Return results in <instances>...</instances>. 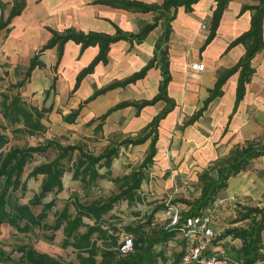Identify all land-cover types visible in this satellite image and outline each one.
Wrapping results in <instances>:
<instances>
[{
    "label": "crops",
    "instance_id": "obj_1",
    "mask_svg": "<svg viewBox=\"0 0 264 264\" xmlns=\"http://www.w3.org/2000/svg\"><path fill=\"white\" fill-rule=\"evenodd\" d=\"M13 1L0 0L3 16H7ZM104 1L107 0H26L24 10L11 19L10 31L0 38V55L11 64L19 63L27 67L30 58L50 39L52 34L49 29L57 32L73 29L76 32H99L113 36L117 30L125 34H136L145 25L154 23L155 26L140 42L119 39L111 43L106 62L95 64L93 70L83 76L75 90L73 88L78 74L99 53L98 44L82 48L81 43L68 40L63 44L58 64L56 47L43 51L40 59L44 67L32 70L26 91L45 90L46 107L51 106L47 119L54 114L62 120L63 115L82 105L74 123L62 121L68 127L75 123L84 127L88 121L96 119L120 102L149 100L158 93L162 73L159 61L156 60L143 77L125 86L107 90L87 101L96 91L144 68L156 53V45L163 37L166 24L169 25L166 51L170 80L166 95L174 106L159 120L154 162L160 177L157 179L155 175V179L149 181L153 190H161L162 183H165L163 193L159 196L158 202L161 203L168 196L167 190L173 182L169 178V172L173 169H166L170 164L174 165L173 171L177 178L180 176L183 179L184 172H188L191 178H196L195 169L206 166L207 169L216 160L227 157L236 146L256 139L254 137L258 133H264V47L252 59L254 72L237 103L238 72L230 74L222 83L220 93L211 97L220 74L234 66L245 53L242 43L232 44L250 27L253 11L247 9L241 12V8L256 5L258 0H229L213 33L211 23L215 0H196L190 4L189 10L182 4L170 7L169 10L157 8L145 12L132 11ZM125 1H138L157 7L164 0ZM169 16L172 18L168 21ZM202 24L206 27L202 28ZM262 34L264 41V16ZM161 46L164 48V44ZM26 51L28 60L24 64L20 58ZM192 62L202 63L204 69L191 70L189 65ZM61 86L63 96L59 92ZM59 103L68 104L61 113L56 110ZM165 106L162 99L139 110L128 105L111 112L99 131L94 130L97 122L86 126L92 137L97 138L96 140L107 139L109 144L115 136L120 139L139 134ZM200 109L201 113L196 116ZM149 143L148 139L134 147L146 154ZM111 171L114 176H118L131 170L115 173L112 162ZM263 172L264 156L252 159L245 170L229 178L227 187L218 196L229 197L231 201L235 200V196L241 197L249 193L254 184L257 190V184L263 182ZM38 176L41 179L43 177ZM147 180L142 182V190L146 189ZM161 180L165 182H160ZM98 184L114 191L111 181L100 180ZM122 203L128 207L126 202ZM133 217L130 221L138 220H133ZM165 221L164 217L159 224H165ZM179 241V238L174 237L167 242L163 257L157 264L176 263L180 255ZM256 264H264V260Z\"/></svg>",
    "mask_w": 264,
    "mask_h": 264
},
{
    "label": "trees",
    "instance_id": "obj_2",
    "mask_svg": "<svg viewBox=\"0 0 264 264\" xmlns=\"http://www.w3.org/2000/svg\"><path fill=\"white\" fill-rule=\"evenodd\" d=\"M195 1L164 0L157 7L138 1L107 0L104 2L132 11L145 12L157 8L169 10L170 7L175 8L182 4L189 10L190 4ZM228 2L229 0H215L211 23L212 33ZM25 5L26 0H14L7 16H3L0 13V38H2L3 32L7 33L10 31L11 19L19 15L24 10ZM247 9L253 11L250 27L232 43H242L246 49L245 53L234 66L220 74L211 97L220 93L222 83L230 74L238 72L237 103L243 96L245 86L252 77L254 72L252 59L264 47L262 34L264 0H258L256 5L243 6L241 12ZM171 18L172 16H169L167 20L169 21ZM154 26V23L145 25L136 34H125L117 30L113 36L99 32H76L73 29H66L63 32L49 29L52 34L50 39L30 58L23 78L16 82L13 87L24 86L32 70L44 67V63L40 59L44 50L56 47V64H58L63 44L66 41L73 40L81 43L82 48L98 44L99 53L78 74L73 88L75 90L83 76L90 73L95 64L100 61L106 62V54L111 43L119 39L140 42ZM169 32V25L166 24L163 37L156 45V53L144 68L123 80L110 83L87 99V101L92 100L98 94L107 90L134 82L138 78L143 77L146 71L154 66V62L158 60L162 80L159 91L153 98L137 102H120L96 119H91L86 123L89 126L97 122L94 127L97 132L102 128L104 120L111 112L128 105H133L139 110L162 99L166 106L139 134L123 137L115 142L110 141L98 153H93L80 144L62 145L53 139H49L44 144L23 147L14 146L10 147L6 152H0V225H11L20 232L33 233L36 227L42 231H50L51 234L43 235V238L47 240L53 239L54 232L61 228L63 234L61 245L63 247L71 246L76 258L75 262L66 263L47 252L38 251L33 247H24L20 248L19 257L14 259L0 247V264H157L158 260L163 257L164 246L178 234L177 226L166 227L167 221L161 225L159 221H156L155 215L157 211L161 210L162 212L164 204L159 203L148 215H144L140 219L130 221L127 224H123V219L117 213L112 212V210L115 205L121 202H126L128 206L136 204L146 205L153 202L156 204L155 201L148 200V194L141 189V184L148 178V169L151 168L154 162L159 120L174 106L166 95V87L170 80L166 51ZM161 44H164V48H162ZM1 79L2 74L0 73ZM81 106L63 115L62 120L67 123H74L79 115ZM202 109L196 113V116L201 113ZM50 111L51 106L38 107L37 105L29 104L20 94H5L0 100V149L8 144L10 140L8 134L13 138H17L23 135L36 136L46 133L47 125L44 121ZM148 139L150 140L149 147L141 163L126 174L114 176L111 171V165L113 160L118 157L120 149L142 144ZM49 149L56 151L55 157L33 166L27 173L26 178L22 180L25 166L34 160L36 154L45 155ZM260 156H264V137L262 139L248 140L243 145H238L231 150L227 157L213 162L211 166L198 174V184L200 185L198 196L192 200H178L187 206V209L182 210V216L197 215L201 210L211 205L217 195L225 190L229 178L245 170L252 159ZM67 171H71L72 180L78 181L80 184L79 188L86 192L95 187L97 188L100 180L111 181L114 184V191L108 196L96 197L88 203L81 202L77 194L76 196H70L61 210L53 211V222L47 223L46 218L55 206V195L63 190L62 177ZM211 171L215 173V176L210 174ZM38 175L43 176L39 191L34 193L26 203H20L16 193L21 192L23 194L26 191L27 179ZM51 194L54 197L49 201H42L47 195ZM38 205L41 206V210L36 214L33 212L32 207ZM70 206L73 207V211H70ZM244 209H247L248 212L244 213V211H241L236 221L249 220L251 225L247 229L243 227L227 228L219 237L215 236L214 238L221 240L229 236L232 239H239L241 245L238 248L232 247L234 257L225 249L224 251L240 264H256L264 260V245L262 241L264 208L246 207ZM133 214L134 217L139 216V213ZM124 234L131 236L132 251L126 255H120L118 252L121 241L120 236ZM214 238L212 245H214Z\"/></svg>",
    "mask_w": 264,
    "mask_h": 264
},
{
    "label": "rangeland",
    "instance_id": "obj_3",
    "mask_svg": "<svg viewBox=\"0 0 264 264\" xmlns=\"http://www.w3.org/2000/svg\"><path fill=\"white\" fill-rule=\"evenodd\" d=\"M3 12V9L0 8V13ZM4 14V13H3ZM4 34V32L2 33ZM27 53L23 52L21 54L20 61L24 64L28 60ZM0 73L2 74V79L0 80V100L4 97L5 94L13 95V94H20V96L29 104L37 105L38 107L46 106L47 103L45 102L46 98H44L45 90L40 91H26V85L16 88L13 85L21 80L24 75V71L26 66L21 64H11L8 60H4L3 57L0 55ZM60 95L63 96V88L62 86L59 89ZM62 106V107H60ZM68 107V104L59 103L56 105L57 112L61 113L65 108ZM47 125L46 133L42 135L36 136H21L17 138H13L10 134V140L7 145H5L0 152H6L10 147L18 146L23 147L27 145H37V144H44L49 139H53L62 145L68 144H80L85 149L93 152L98 153L103 148L104 145L108 144L109 140L101 138L96 140L91 136L89 128L85 125L84 127L78 126V124L70 125L69 127L64 124L61 118L57 115L52 114L50 118L44 121ZM98 135V134H97ZM96 135V137H98ZM264 133H258L254 138L262 139ZM117 140V136L113 137L110 141L115 142ZM107 141V142H106ZM166 147V146H165ZM143 151L138 149L134 146H128L126 148H121L119 155L117 158L113 160L114 162V172L115 173H123L126 171H130L136 168L142 161L144 157ZM56 155V151L54 149H49L45 155H35L34 160L31 163H28L22 174V180L26 178L27 173L31 170V168L41 162L48 161L54 158ZM69 165V163H67ZM156 163L153 162L151 165V169L155 173L157 179H159V173L157 172V168L155 167ZM207 167V166H206ZM206 167H201L200 169H195L196 178H191L188 175V172H184L182 174L184 177L183 179L175 178V181L172 182V186L167 190L172 197V201L178 202L185 207L183 209H187V206L179 202V199H189L192 200L198 196L200 191V185L198 184V174L206 169ZM167 170L173 169L174 165L170 164L169 167L166 168ZM264 173V172H263ZM71 171H67L64 173L62 177L63 182V190L60 191L55 195V206L53 210L49 213L48 217L46 218L47 223H52L54 220L53 211L54 210H61L65 204V201L70 196H76L78 199L83 203H88L92 199L99 197V196H108L113 190H109L106 186H98L97 188H93L86 192L82 190L78 181L71 179ZM212 176H215L213 171L210 172ZM250 175V173H249ZM264 177V176H263ZM155 178L151 179L154 180ZM264 178H262V184H257L258 189L256 190V184L253 185V188L250 189V192L244 196L238 197L235 196V200H229L223 207L219 208L218 214L213 222V232L216 237H219L223 233V231L227 228L232 227H243L247 229L250 224L249 220H239L236 221L239 217L241 211L247 213L246 207L253 208H264ZM41 182V176L31 177L26 181V191L21 194V192H17L16 195L19 197L20 203H26L34 193L39 191V186ZM160 182H165V180H161ZM158 184V182H157ZM165 183H162V186ZM161 186V190H157L154 188V196H150L148 198L149 201H155L152 204L146 205H139V206H128L126 207L125 204L118 203L114 207V212L123 219V224L129 223L130 219L134 216L133 213H139L142 217L144 215H148L156 206L159 204V196L162 195L164 186ZM176 189V190H175ZM222 192V191H221ZM220 192V194H221ZM165 195V194H164ZM224 195V194H223ZM222 196V195H221ZM52 197L53 194L47 195L42 201L47 202ZM155 197V198H151ZM167 197V196H166ZM70 211H73V207L70 206ZM32 210L34 213H38L41 210V206H33ZM161 214V216H159ZM156 221L162 222L164 219V213L157 211ZM236 221V222H235ZM51 234L50 231H42L39 228H35L34 232H20L16 228L8 224L0 225V247L6 252L11 255L12 258L16 259L20 255V248L24 247H33L38 251H47L54 257L60 259L63 262H75V252L73 251L71 246L63 247L61 245L63 240V234L61 228L54 232V237L51 240H47L43 238V235ZM122 235L120 236V239ZM221 241V242H219ZM262 241L264 245V231L262 232ZM241 242L239 239H232L231 237H226L221 240H216L214 238V245L213 249H225L232 257H234V250L232 247H239ZM264 251V247H263ZM227 254V253H226ZM228 255V254H227ZM229 256V255H228ZM230 257V256H229ZM231 258V257H230Z\"/></svg>",
    "mask_w": 264,
    "mask_h": 264
},
{
    "label": "built area",
    "instance_id": "obj_4",
    "mask_svg": "<svg viewBox=\"0 0 264 264\" xmlns=\"http://www.w3.org/2000/svg\"><path fill=\"white\" fill-rule=\"evenodd\" d=\"M205 28V24L201 25ZM189 68L194 71H202L204 65L199 62H192ZM155 178V173L151 168L148 169L147 187L143 190L150 196H154V191L149 186V181ZM169 178L175 181L176 173L171 170ZM176 190V189H175ZM229 197L218 196L214 202L201 210L199 214L192 216H182L183 207L178 202L172 201L168 195L161 201L164 204L162 212L166 218V227L177 226L179 241V258L175 264H240L230 258L224 249H213L212 240L215 237L213 232V222L218 214L219 208L229 202ZM140 216L133 217V220ZM132 251V239L128 234L122 235L119 243L118 252L126 255Z\"/></svg>",
    "mask_w": 264,
    "mask_h": 264
}]
</instances>
